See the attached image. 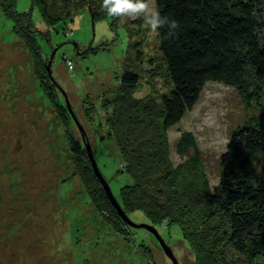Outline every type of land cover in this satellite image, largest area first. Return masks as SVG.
Here are the masks:
<instances>
[{
    "label": "rangeland",
    "instance_id": "rangeland-1",
    "mask_svg": "<svg viewBox=\"0 0 264 264\" xmlns=\"http://www.w3.org/2000/svg\"><path fill=\"white\" fill-rule=\"evenodd\" d=\"M143 2L147 11H157L155 0ZM15 10L31 13L33 25L49 36H37L42 51L33 58L0 0V264H172L153 233L115 220L128 231L119 232L105 221L109 214L96 211L76 172L66 134L85 148L91 146L100 172L119 199L128 177L122 172L116 141L107 136L104 103L119 91L128 55L132 69L141 75L134 97L168 92L156 33H151L143 14L124 16L114 25L107 11L93 21L89 7L83 6L73 18L47 28L32 0H15ZM135 42L140 43L142 62L136 60V49L131 50ZM43 89L47 94L54 90L60 104L70 106L73 120L74 115L84 131L71 123L64 127ZM253 118L264 124V111L256 103L247 106L236 89L207 84L193 111L166 134L171 168L180 176L189 173L194 151L178 155L176 144L183 132H191L198 144L200 171L214 189L232 133ZM263 169L261 161L258 171ZM128 217L151 225L143 211ZM156 229L179 264H196L179 226ZM227 255L230 264H249L232 248Z\"/></svg>",
    "mask_w": 264,
    "mask_h": 264
},
{
    "label": "trees",
    "instance_id": "trees-1",
    "mask_svg": "<svg viewBox=\"0 0 264 264\" xmlns=\"http://www.w3.org/2000/svg\"><path fill=\"white\" fill-rule=\"evenodd\" d=\"M155 3L161 17L178 25L171 36L166 26L156 32L168 92L134 97L133 89L142 85L141 75L132 69L128 55L120 89L113 100L104 103L107 136L116 141L122 172L128 177L117 201L127 216L143 211L155 228L179 226L196 264H230L229 248L249 264H264V169L258 171L259 162L264 164V124L253 118L234 130L222 155L221 178L214 189L200 171L194 135L183 132L176 144L178 155L194 151L189 176L177 175L171 168L166 135L193 111L209 83L236 89L247 106L256 103L264 111V4L261 0ZM1 5L14 20L21 45L33 58L41 56L37 36L47 38L48 31L41 32L33 25L31 13H18L15 0H1ZM102 5L101 1L90 0H32V7L40 8L47 28L73 18L83 6L89 7L94 21L107 11ZM123 17L113 16V24ZM139 44L135 42L131 50L136 49V60L142 62ZM47 75L53 79L48 69ZM43 92L52 99L64 127L68 123L77 127L68 104H60L54 90ZM66 134L76 172L94 208L102 216L109 214L105 221L117 231L127 233L114 224L115 220L124 221L96 176L85 146L70 132ZM84 139L88 140L86 133Z\"/></svg>",
    "mask_w": 264,
    "mask_h": 264
},
{
    "label": "clouds",
    "instance_id": "clouds-1",
    "mask_svg": "<svg viewBox=\"0 0 264 264\" xmlns=\"http://www.w3.org/2000/svg\"><path fill=\"white\" fill-rule=\"evenodd\" d=\"M103 9H106L109 16H139L143 14L145 24L150 28L151 33H156L161 27L168 28V35H174L178 27L176 21H169L167 17H161L158 11H147L148 5L143 0H104Z\"/></svg>",
    "mask_w": 264,
    "mask_h": 264
},
{
    "label": "water",
    "instance_id": "water-1",
    "mask_svg": "<svg viewBox=\"0 0 264 264\" xmlns=\"http://www.w3.org/2000/svg\"><path fill=\"white\" fill-rule=\"evenodd\" d=\"M49 71V68H48ZM50 73V72H49ZM68 107H70L68 105ZM74 120L76 121V125L79 127V129L81 131L83 130V127L80 125V123L78 122L77 118H75V116L73 115ZM86 150L89 153V158L93 167V170L96 174V176L98 177L107 197L110 199L111 203L113 204V206L115 207V209L117 210V212L119 213L120 217L123 219L124 223L127 224L130 227L133 228H145L147 229L149 232L153 233L154 236L156 237V239L158 240V242L160 243L165 255L170 259V261L172 262V264H179L178 260L176 258V256L173 253V250L171 249V247L166 244V242L164 241V239L160 236L159 232L157 231V229L151 225H147V224H136L134 222L131 221V219L127 216L126 213H124V211L121 209L117 199L115 198V196L113 195V192L110 188V185L108 184V182L105 180V178L103 177L102 173L100 172L96 160L94 158V154L93 151L91 149V146L88 144L86 145Z\"/></svg>",
    "mask_w": 264,
    "mask_h": 264
},
{
    "label": "built area",
    "instance_id": "built-area-1",
    "mask_svg": "<svg viewBox=\"0 0 264 264\" xmlns=\"http://www.w3.org/2000/svg\"><path fill=\"white\" fill-rule=\"evenodd\" d=\"M69 65L72 67V63L71 62H69Z\"/></svg>",
    "mask_w": 264,
    "mask_h": 264
}]
</instances>
